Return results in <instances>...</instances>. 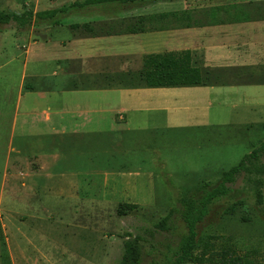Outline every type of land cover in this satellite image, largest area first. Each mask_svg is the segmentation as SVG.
I'll return each instance as SVG.
<instances>
[{
  "label": "crops",
  "instance_id": "obj_1",
  "mask_svg": "<svg viewBox=\"0 0 264 264\" xmlns=\"http://www.w3.org/2000/svg\"><path fill=\"white\" fill-rule=\"evenodd\" d=\"M63 17L59 24L31 22L16 32L12 37L26 32L27 39L16 42L20 52L1 64L20 62L0 172L20 179L21 192L29 195L23 207L63 200L53 196L62 193L57 177L81 179L85 191L93 184L80 157L74 167L58 164L57 135L90 132L99 139L96 146L107 144L105 133L119 136L105 151L106 163L116 161L118 168L124 167L120 156L134 152L122 147L126 131L226 126L230 135L252 137L251 150L263 140L264 121L247 122L246 91L233 88L264 85V0H117L71 8L58 15ZM184 49L200 70V84H144V55ZM23 130L30 144L23 142ZM101 152L93 156L98 160Z\"/></svg>",
  "mask_w": 264,
  "mask_h": 264
},
{
  "label": "rangeland",
  "instance_id": "obj_2",
  "mask_svg": "<svg viewBox=\"0 0 264 264\" xmlns=\"http://www.w3.org/2000/svg\"><path fill=\"white\" fill-rule=\"evenodd\" d=\"M71 1L0 0V10L37 11ZM69 16L66 18L74 17L73 14ZM66 18H61V23ZM31 25L19 28L13 21L0 25V30L8 31L0 32V45L4 47L0 48V166L10 137L9 124L20 62L13 59L4 67L1 64L20 52L13 46L16 42L27 39L26 32L23 36H16L17 39L12 36ZM128 26L130 24L121 28L127 29ZM59 33L63 35L65 31ZM233 89L246 91L249 103L247 122L264 121V85ZM164 130L126 131L128 139L124 140L122 147L134 152L127 158L120 156L119 161L124 160L122 168L117 167L116 161L110 159L106 163L105 160V151L110 150L113 138L119 136L105 133L104 142L107 144L96 146L99 139L90 132L57 135L58 164L74 167V160L80 157L93 184L85 191L83 186L80 187L81 179L57 177L55 186L62 189V193L53 196L55 199L62 196L63 200L45 202L37 208L23 207V196L27 200L29 195L21 192L20 179L15 172L4 176L1 171L0 264H115L122 252L126 232L139 236L141 240V264H161L166 257L172 258L185 232L184 223L176 212L172 218L174 229L160 231L153 224L170 208H180L176 203L178 195L193 192L202 182L215 185L221 171L235 165L255 146V141L244 135H230L226 126H216L211 131L188 126ZM17 132L13 130V143ZM23 132L26 134L23 142L30 144L32 141L27 136L30 133ZM46 147L50 148L47 144ZM97 152H101L98 160L93 156ZM227 187V192L209 205L204 219L196 226L198 250L204 241L218 246L219 242L229 238L239 253L248 252L251 264H264V152ZM122 203H134L135 206L119 214L117 210Z\"/></svg>",
  "mask_w": 264,
  "mask_h": 264
},
{
  "label": "trees",
  "instance_id": "obj_3",
  "mask_svg": "<svg viewBox=\"0 0 264 264\" xmlns=\"http://www.w3.org/2000/svg\"><path fill=\"white\" fill-rule=\"evenodd\" d=\"M117 0H82L71 2L67 6L48 8L36 12L25 9L21 12H4L0 10V25L11 21L19 28L29 23L36 24H59L58 15L71 8H83L89 5H100ZM120 3H128L134 0H118ZM157 1V0H138ZM140 75L146 86H175L200 84L201 74L197 66L192 64L191 54L188 49L178 52L168 51L163 53H149L142 57ZM264 152V138L251 151L244 154L233 166L220 173L219 180L215 185L202 182L194 188L193 192L178 195L176 203L180 208L174 207L162 216L154 228L160 231L174 229L173 215L178 213L184 223L185 232L181 235L178 245L172 254V258L166 257L161 264H183L192 263H219V264H251L248 252L239 253L238 249L227 238L218 246L204 241L198 250L199 237L196 226L201 222L208 212L209 205L219 196L227 192V184L232 183L235 177L242 171L248 169L252 161L258 160ZM135 204L122 203L117 212L123 214L126 208L132 209ZM125 208L122 210V208ZM197 250V251H195ZM142 244L139 236L126 232L122 241V252L115 264H141Z\"/></svg>",
  "mask_w": 264,
  "mask_h": 264
}]
</instances>
